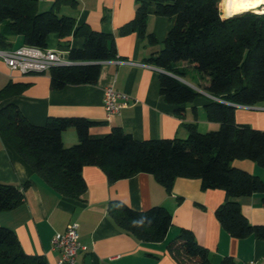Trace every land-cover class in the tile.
<instances>
[{"label": "trees", "instance_id": "16d2710c", "mask_svg": "<svg viewBox=\"0 0 264 264\" xmlns=\"http://www.w3.org/2000/svg\"><path fill=\"white\" fill-rule=\"evenodd\" d=\"M70 0H55L51 8L38 11L36 0H0V50H10L9 36H20L23 45L46 48L49 34L69 45L70 38H82L80 49L70 47L67 59L73 65L49 69L50 88L94 84L100 63L116 58L114 35L78 25L74 17L60 14ZM224 0H138L134 17L118 29L120 36L136 32L151 46L157 44L146 32L150 8L158 16L173 17L162 49L147 63L164 72L159 76L160 93L166 102L182 107L199 93L177 79H185L187 67L207 81L203 89L212 96L204 105L214 131L201 133L196 123H185L184 139L137 141L120 127L102 138L93 139L89 129L95 123L82 117H49L45 124L30 123L17 105L0 107V133L16 153L62 197L82 201L87 187L82 176L86 166H97L109 183L139 173L152 175L170 192L178 178L199 179L203 189H220L225 200L215 217L231 237L264 240V225H252L237 199L264 194V180L232 166L234 160H251L264 168V130L235 121L237 106L264 104V13L246 12L222 18ZM221 11V12H220ZM82 63V64H77ZM24 85L9 83L0 89V102L21 93ZM74 129L78 142L66 147L62 132ZM24 187L0 182V211L10 210L24 199ZM107 215L121 230L146 243L162 242L171 226L172 215L163 206L133 210L121 201H111ZM169 255L178 264H210L208 250L199 245L192 231L181 229L167 244ZM0 264H48L42 255L26 254L15 232L0 226ZM221 264H234L226 257Z\"/></svg>", "mask_w": 264, "mask_h": 264}, {"label": "crops", "instance_id": "0c3cea01", "mask_svg": "<svg viewBox=\"0 0 264 264\" xmlns=\"http://www.w3.org/2000/svg\"><path fill=\"white\" fill-rule=\"evenodd\" d=\"M55 0H36L38 11L51 8ZM138 0H70L60 6V14L74 17L78 25L114 35L116 58L100 63L94 84L67 85L60 90L50 88L49 71L22 75L11 72L0 59V89L9 83L24 85L21 93L12 94L0 102V107L13 103L23 116L34 125H43L49 117H82L95 123L89 129L93 139L107 135L113 127H120L137 141L156 139H184L185 123H196L201 133L214 131L219 124L209 122L204 105L212 100L203 87L207 81L186 63L188 75L194 84L185 82L199 95L182 107L166 102L160 93L159 76L163 70L147 63V59L162 49L163 42L173 27V17L158 16L150 8L146 32L154 35L155 46L142 40L134 32L125 36L118 29L134 17ZM222 18H225L221 15ZM1 29V25H0ZM10 48L23 45L20 36H9ZM82 38H70V44L59 42L51 33L46 49L67 58L69 48L80 49ZM10 49V50H11ZM82 64V63H77ZM198 78V82L196 78ZM113 87L129 96L128 106L117 114L107 116L103 107V90ZM235 121L264 130V104L254 107L237 106ZM66 147L78 142L74 129L62 132ZM232 166L264 180V168L251 160H234ZM86 193L82 201L62 197L53 190L16 153L0 133V182L24 187L23 201L10 210L0 211V226L12 229L21 248L29 255H42L48 264H57L59 251L52 248L51 239L63 232L72 222L78 224L79 241L88 251L78 254L74 264H178L168 253L167 244L181 229L193 232L197 243L210 254V264H221L229 257L234 264L256 260L264 264V240L252 236L243 239L231 237L215 217L216 208L225 200L220 189H203L199 179L178 178L170 192H166L149 174L139 173L127 179L109 183L97 166L82 170ZM111 201H121L136 211L163 206L172 215L171 226L162 242L146 243L121 231L108 217ZM241 211L252 225H264V194L255 193L237 199Z\"/></svg>", "mask_w": 264, "mask_h": 264}, {"label": "built area", "instance_id": "2783aa9c", "mask_svg": "<svg viewBox=\"0 0 264 264\" xmlns=\"http://www.w3.org/2000/svg\"><path fill=\"white\" fill-rule=\"evenodd\" d=\"M0 59L11 72H18L22 75L46 72L55 66L76 64L56 51L30 45H22L11 50H0ZM128 103L129 96L126 93L117 91L113 87H106L103 90V107L107 116L117 114L127 107ZM51 245L53 249L59 251L57 264H74L79 253L88 251V247L79 241L76 222L67 225L63 232L56 233L51 239ZM243 264L260 263L251 260Z\"/></svg>", "mask_w": 264, "mask_h": 264}, {"label": "bare ground", "instance_id": "6f19581e", "mask_svg": "<svg viewBox=\"0 0 264 264\" xmlns=\"http://www.w3.org/2000/svg\"><path fill=\"white\" fill-rule=\"evenodd\" d=\"M246 11L257 14L264 13V0H224L223 13L225 17Z\"/></svg>", "mask_w": 264, "mask_h": 264}, {"label": "water", "instance_id": "95a60500", "mask_svg": "<svg viewBox=\"0 0 264 264\" xmlns=\"http://www.w3.org/2000/svg\"><path fill=\"white\" fill-rule=\"evenodd\" d=\"M246 12H248V11H246ZM246 12H243V13H246ZM238 14H242V13H236V14H233V15H231V16H227V17H225V18L232 17V16H235V15H238ZM177 79L180 80L181 82L185 83L184 80H183L182 78L177 77ZM185 84H186V83H185ZM86 264H90V257H87V258H86Z\"/></svg>", "mask_w": 264, "mask_h": 264}, {"label": "rangeland", "instance_id": "374dc122", "mask_svg": "<svg viewBox=\"0 0 264 264\" xmlns=\"http://www.w3.org/2000/svg\"><path fill=\"white\" fill-rule=\"evenodd\" d=\"M224 4V3H223ZM221 12V11H220ZM251 12V11H250ZM253 13H256V12H253ZM196 78V81L198 82V78L197 77H195ZM185 82H190V84L192 83V84H194V82L189 78V77H186L185 79H183Z\"/></svg>", "mask_w": 264, "mask_h": 264}]
</instances>
